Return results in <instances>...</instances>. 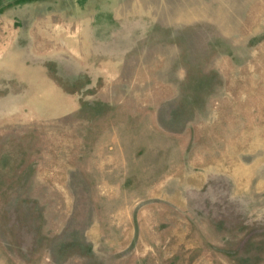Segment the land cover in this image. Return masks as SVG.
<instances>
[{"label": "rangeland", "instance_id": "374dc122", "mask_svg": "<svg viewBox=\"0 0 264 264\" xmlns=\"http://www.w3.org/2000/svg\"><path fill=\"white\" fill-rule=\"evenodd\" d=\"M0 264H264V0H0Z\"/></svg>", "mask_w": 264, "mask_h": 264}]
</instances>
